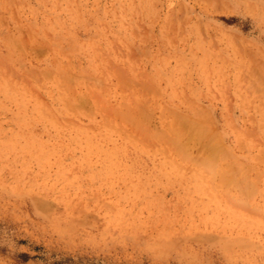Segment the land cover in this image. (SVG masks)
Masks as SVG:
<instances>
[{"label":"rangeland","instance_id":"obj_1","mask_svg":"<svg viewBox=\"0 0 264 264\" xmlns=\"http://www.w3.org/2000/svg\"><path fill=\"white\" fill-rule=\"evenodd\" d=\"M0 264H264V0H0Z\"/></svg>","mask_w":264,"mask_h":264}]
</instances>
